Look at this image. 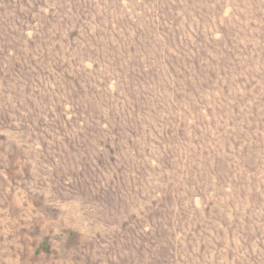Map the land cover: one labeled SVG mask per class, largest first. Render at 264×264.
<instances>
[{
    "label": "rangeland",
    "instance_id": "rangeland-1",
    "mask_svg": "<svg viewBox=\"0 0 264 264\" xmlns=\"http://www.w3.org/2000/svg\"><path fill=\"white\" fill-rule=\"evenodd\" d=\"M0 264H264V0H0Z\"/></svg>",
    "mask_w": 264,
    "mask_h": 264
}]
</instances>
